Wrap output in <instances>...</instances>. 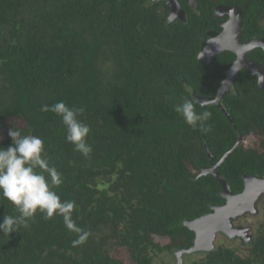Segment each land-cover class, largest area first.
<instances>
[{
    "label": "trees",
    "instance_id": "16d2710c",
    "mask_svg": "<svg viewBox=\"0 0 264 264\" xmlns=\"http://www.w3.org/2000/svg\"><path fill=\"white\" fill-rule=\"evenodd\" d=\"M145 2L0 0V138L6 131L0 146L12 143L13 126L42 137L50 165L62 173L55 190L75 201L73 219L89 233L74 245L79 234L63 217L46 220L38 212L30 229L0 234V264H127L112 254L115 247L126 248L133 264H155L166 249L155 237L171 239L169 249L184 246L191 232L183 221L225 199L213 175L197 178L194 171L209 166L205 144L217 160L218 142L232 140L234 129L219 106L201 107L185 88L214 95L235 55H217L213 68L197 58L213 14L201 8L186 22H169ZM257 9L264 12V0H254L250 10ZM184 98L212 113L210 132L193 129L174 111ZM58 101L84 109L80 119L91 128L93 148L88 158L66 141L61 117L41 111ZM233 103L227 95L224 104L246 133V113L238 118ZM262 157L235 153L223 162L234 192L243 188L242 173L260 166L251 161ZM6 214L18 213L0 195V221ZM207 256L201 264H264V233L248 254L223 246Z\"/></svg>",
    "mask_w": 264,
    "mask_h": 264
},
{
    "label": "flooded vegetation",
    "instance_id": "af4514ba",
    "mask_svg": "<svg viewBox=\"0 0 264 264\" xmlns=\"http://www.w3.org/2000/svg\"><path fill=\"white\" fill-rule=\"evenodd\" d=\"M178 1L181 4L182 9L185 11V14L187 15V20L189 19L190 12H194L196 15L201 14V8L206 10L209 14L214 15L213 26L207 31V39L209 38L208 33L210 31H216L218 34H221L223 32L224 29L223 22H225L230 18L229 14H225L227 12L226 10L227 8L230 7L233 8L234 6H237L239 9L234 10V12L238 11V13L239 12L243 13L244 25L241 32V37L245 42H250V41L255 42V47L248 52V56H247L251 62V66L250 67L244 66L239 70L234 80V83L231 85L229 90L224 95L221 103L223 106L227 108V106L224 104V100L226 99L227 95L229 94L233 95L234 103L231 104V108L234 114L238 116V118H244L245 114L243 112H245L247 118L243 120V124L248 123L250 124V127L246 131V133H243L237 127L234 121L233 114L228 110L233 117L232 122L229 120L228 117L227 118L230 125L233 127L235 133L234 136L232 137V140L227 139L224 142L222 139L218 142L220 147L218 154L221 155L217 160H215V162L220 161L221 158L224 156V154L228 150L234 148L235 145H237V147L235 151L232 152L231 154L236 153V154L264 155V133H262L260 129L262 127V123H264V12L260 13L259 9L250 10L251 5H254V0H201V2L200 0H196L193 5H191L190 0H187V3H185V0H178ZM145 3L148 6L157 5L158 10L162 13V15L167 17L168 20V16L171 8L167 0H146ZM186 4H189L188 8L186 7ZM218 12L221 15H223V17L218 16L217 15ZM176 21H182V20L177 19ZM227 51L229 50H225L222 53ZM233 54L235 55L234 58L231 60V62H228L227 66L223 68V72H222L223 78L217 88V91L214 94L215 96L218 93V89L222 86L224 80L227 77V70L232 67V65L237 59V54L234 52ZM216 62H217V57L214 64L210 67L212 68L215 67ZM187 87H190L193 90V92H195V90L191 85H187ZM248 95H250L249 101L253 99L256 102L249 103L248 101L246 103L245 99L247 98ZM258 101L262 103L260 104L261 109H258L257 107L259 103ZM207 144L208 143L205 144V147H207ZM209 148L211 150V153L214 154L213 153L214 151L211 148V146ZM252 162L253 164L259 163L260 166L250 169L251 172L249 173L247 172L246 174L251 176L264 177V157L259 158V160L255 159L251 161V163ZM208 165L209 166H205V167L211 166V160ZM221 165L219 166L220 170H221ZM201 168H203V166H201L199 169L194 171L197 174V176L201 172L200 171ZM243 174L245 173H242L241 175L243 179V188L240 191H236L235 193H240L246 188ZM226 204H227L226 199L217 202H210L208 203V207L210 208L208 211L196 215L193 218L185 219L183 221V225L184 222L187 220H196L204 215L214 212L215 207L224 206ZM256 207L257 208L254 209L255 211L253 213L249 210L246 214L239 215L231 220L236 230L242 233L241 235L238 234L235 235L234 237H231L229 236V234L223 231H217L215 233L212 244H210L208 241V234H206L205 239L203 241L204 244L202 245L203 249L201 248L194 252L184 251L180 253V251L191 248L195 245L196 232L189 228L191 232V237L183 240L191 242V244H188L187 242L184 246L169 249L167 247H169L168 245L171 244V239L168 238L167 243L164 245V248L166 249L155 256L154 258L155 264H178V263L201 264L202 261L208 258L207 255L211 253V251L217 250L223 246L229 248L230 247L236 248V250L241 249L243 253L248 254V251L250 250V247L253 244V242L262 233H264V192L262 193L261 199L257 202ZM207 225L208 227L206 228H213L215 226L213 224H207ZM208 247L209 248L213 247L214 249L208 250L207 249ZM163 254L164 256L162 257V259L157 260V258H160V256ZM179 255L181 260L179 259ZM191 259H192V263H188V261H190Z\"/></svg>",
    "mask_w": 264,
    "mask_h": 264
},
{
    "label": "clouds",
    "instance_id": "9594fccd",
    "mask_svg": "<svg viewBox=\"0 0 264 264\" xmlns=\"http://www.w3.org/2000/svg\"><path fill=\"white\" fill-rule=\"evenodd\" d=\"M238 68L235 63L234 70ZM185 91L188 96H193L190 87H186ZM41 111H51L60 116L67 129L66 141L85 158L90 156L93 152L88 143L91 128L80 119L83 108L58 101L53 105H43ZM174 111L193 129L198 128L202 133L212 130L209 123L212 113L197 111L192 99H182L174 105ZM8 135L12 143L7 147L0 146V195L14 205L18 214L4 215L0 221V234L10 236L22 229H30L31 222L39 212L46 220L63 217L65 227L79 234L73 244L83 243L89 233L78 227L73 219L75 201L62 200L55 190L62 185L63 178L62 173L49 163L45 140L37 135L24 134L15 126L9 129Z\"/></svg>",
    "mask_w": 264,
    "mask_h": 264
},
{
    "label": "water",
    "instance_id": "95a60500",
    "mask_svg": "<svg viewBox=\"0 0 264 264\" xmlns=\"http://www.w3.org/2000/svg\"><path fill=\"white\" fill-rule=\"evenodd\" d=\"M195 1L196 0H190L191 5H193ZM167 2L171 8L168 16L169 22H174L177 19H180L184 22L187 21V15L185 14V11L182 9L178 0H167ZM237 9H239L237 6L226 9L227 12L225 14H229L230 18L223 22V32L218 34L216 31H210L208 33L209 38L197 54V58L205 62L207 66H212L217 55L221 54L225 50L236 53V61L232 67L227 70V77L224 80L222 86L218 89L216 96H198L195 92H193V98L197 103L203 106L216 104L231 122L233 117L228 109L222 105L221 101L231 85L234 83L239 70L244 66H251V62L247 56L248 52L255 47L254 41L245 42L241 37V32L244 25L243 13H238V11L234 12V10ZM217 15L223 17V15H221L219 12ZM235 63H237L239 66L237 70H234ZM236 147L237 145H235V147L231 150H228L218 162H215L209 146L206 147L208 155L211 158V166L201 168V172L197 178H200L203 175H213L222 187L220 195L227 200V204L224 206L215 207L214 212L204 215L196 220H187L184 222L185 226L196 232V238L195 245L193 247L184 249L180 251V253L184 251L194 252L201 249L203 247L202 245L204 244L203 241L206 234H208V241L210 244H212L217 231H223L229 234L231 237H234L238 234L241 235L242 233L236 230L231 220L234 217L246 214L249 210L253 213L255 211L254 209L257 208L256 204L261 199L262 193L264 192V177L251 176L246 173L243 174L246 188L240 193H235L232 190L229 182L222 175L219 168V166L226 161L228 156L235 151ZM230 210H232V212ZM207 224H213L215 226L213 228H206L208 227ZM207 249L211 250L214 248L208 247ZM179 259L181 260L180 255Z\"/></svg>",
    "mask_w": 264,
    "mask_h": 264
},
{
    "label": "rangeland",
    "instance_id": "374dc122",
    "mask_svg": "<svg viewBox=\"0 0 264 264\" xmlns=\"http://www.w3.org/2000/svg\"><path fill=\"white\" fill-rule=\"evenodd\" d=\"M5 135H6V131H3L0 140H2ZM155 241L157 243H160L162 246H164L167 243L166 238H161V237H155ZM232 244H234V243H232ZM239 244H240V242H239ZM115 248L116 249L113 250L112 254L116 258L125 261L127 264H133L132 259L130 257V253L128 252V250L126 248H124V247H115ZM163 256H164V254L161 255L160 258H157V260L162 259ZM188 263H192V259L190 261H188Z\"/></svg>",
    "mask_w": 264,
    "mask_h": 264
},
{
    "label": "bare ground",
    "instance_id": "6f19581e",
    "mask_svg": "<svg viewBox=\"0 0 264 264\" xmlns=\"http://www.w3.org/2000/svg\"><path fill=\"white\" fill-rule=\"evenodd\" d=\"M232 212V210H230Z\"/></svg>",
    "mask_w": 264,
    "mask_h": 264
}]
</instances>
